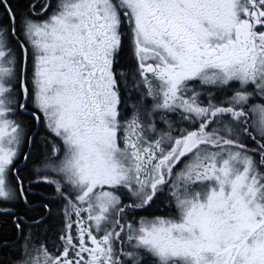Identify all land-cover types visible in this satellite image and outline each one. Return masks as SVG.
I'll list each match as a JSON object with an SVG mask.
<instances>
[{"label": "snow or ice", "instance_id": "obj_1", "mask_svg": "<svg viewBox=\"0 0 264 264\" xmlns=\"http://www.w3.org/2000/svg\"><path fill=\"white\" fill-rule=\"evenodd\" d=\"M0 264H264V0H0Z\"/></svg>", "mask_w": 264, "mask_h": 264}]
</instances>
